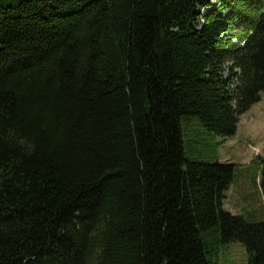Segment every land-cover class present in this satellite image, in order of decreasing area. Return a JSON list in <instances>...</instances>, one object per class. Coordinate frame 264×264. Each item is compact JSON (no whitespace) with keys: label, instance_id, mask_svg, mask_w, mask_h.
<instances>
[{"label":"trees","instance_id":"obj_1","mask_svg":"<svg viewBox=\"0 0 264 264\" xmlns=\"http://www.w3.org/2000/svg\"><path fill=\"white\" fill-rule=\"evenodd\" d=\"M262 94L264 0H0V264H213L229 242L264 264V221L222 208L235 165L183 135L232 137Z\"/></svg>","mask_w":264,"mask_h":264},{"label":"rangeland","instance_id":"obj_2","mask_svg":"<svg viewBox=\"0 0 264 264\" xmlns=\"http://www.w3.org/2000/svg\"><path fill=\"white\" fill-rule=\"evenodd\" d=\"M183 135L192 139L190 158L204 162H225L235 165L234 177L224 193L222 207L248 221H264V196L261 188L264 162V94L248 111L239 116V130L232 137L221 139L206 132L194 118ZM214 243V242H213ZM248 256L239 242L213 244V264H247ZM24 264H35L28 259Z\"/></svg>","mask_w":264,"mask_h":264},{"label":"crops","instance_id":"obj_3","mask_svg":"<svg viewBox=\"0 0 264 264\" xmlns=\"http://www.w3.org/2000/svg\"><path fill=\"white\" fill-rule=\"evenodd\" d=\"M256 104V103H255ZM250 109V108H249ZM238 130H239V118H238V123H237V130H236V132H238ZM225 162H228V161H225ZM223 208V207H222Z\"/></svg>","mask_w":264,"mask_h":264}]
</instances>
